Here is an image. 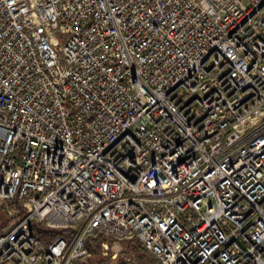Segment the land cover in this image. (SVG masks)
<instances>
[{
	"label": "built area",
	"instance_id": "1",
	"mask_svg": "<svg viewBox=\"0 0 264 264\" xmlns=\"http://www.w3.org/2000/svg\"><path fill=\"white\" fill-rule=\"evenodd\" d=\"M0 208V264H264V0H0Z\"/></svg>",
	"mask_w": 264,
	"mask_h": 264
},
{
	"label": "rangeland",
	"instance_id": "2",
	"mask_svg": "<svg viewBox=\"0 0 264 264\" xmlns=\"http://www.w3.org/2000/svg\"><path fill=\"white\" fill-rule=\"evenodd\" d=\"M15 220L11 219L8 215V211L3 210V208H0V222L1 223H5L6 224V228L4 230H6L7 228H9L11 226V224L14 222ZM108 242H104L103 244V253L102 256L99 260L97 259H93L95 256V247L93 248V252L92 255L90 256L89 260L92 259V261H94V263L98 264L97 262H100V264H128L131 263L132 261H134V256H140L144 258V261H146L147 255L145 254L144 250L142 248H140L141 251H139L135 246L138 244V242H134V243H124L123 246V251H121L119 253V255H117L118 253H114L112 251V248L109 247ZM139 258V259H140ZM143 261V259H141Z\"/></svg>",
	"mask_w": 264,
	"mask_h": 264
},
{
	"label": "trees",
	"instance_id": "3",
	"mask_svg": "<svg viewBox=\"0 0 264 264\" xmlns=\"http://www.w3.org/2000/svg\"><path fill=\"white\" fill-rule=\"evenodd\" d=\"M21 213L23 214L24 213V210L21 211ZM32 230L34 231V233L37 235V237L43 241L45 244H50L58 235H59V231H56V230H51V229H47L45 227V225L43 223H34L32 226ZM6 228V224L5 223H1L0 222V235L2 234V232L4 231V229ZM106 240L99 237L97 239H95V242H94V247H95V256L93 259H97L99 260L102 256V253H103V244ZM139 251L141 246L139 244H137L135 246ZM144 261V259H143ZM98 264L101 263L100 262H97ZM84 264H96L94 263V261H92V259H88Z\"/></svg>",
	"mask_w": 264,
	"mask_h": 264
}]
</instances>
